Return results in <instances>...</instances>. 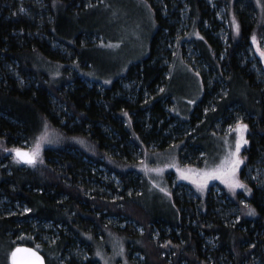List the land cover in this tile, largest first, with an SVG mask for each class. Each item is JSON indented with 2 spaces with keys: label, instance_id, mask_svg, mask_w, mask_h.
<instances>
[{
  "label": "trees",
  "instance_id": "1",
  "mask_svg": "<svg viewBox=\"0 0 264 264\" xmlns=\"http://www.w3.org/2000/svg\"><path fill=\"white\" fill-rule=\"evenodd\" d=\"M147 1L157 25L148 57L101 89L81 71L99 31L78 18L104 0H0V264L19 245L47 263H100L109 234L127 239V264H264V66L251 60L264 18L253 0ZM177 52L204 85L188 121L172 115L167 92ZM239 121L250 127L241 178L251 196L211 189L202 204L175 189L179 219L151 214L146 154L181 143L182 163L201 165L203 136ZM47 132L65 143L20 164L14 150L36 148Z\"/></svg>",
  "mask_w": 264,
  "mask_h": 264
},
{
  "label": "rangeland",
  "instance_id": "2",
  "mask_svg": "<svg viewBox=\"0 0 264 264\" xmlns=\"http://www.w3.org/2000/svg\"><path fill=\"white\" fill-rule=\"evenodd\" d=\"M253 1L260 16L264 18L263 0ZM78 19L87 28L99 31L96 35L100 38L92 39L93 42L97 41L99 44L82 51V56L88 59L90 64L87 69L81 71L84 78L93 84H98L97 86L101 89H103V85H111L118 77L126 75L132 64L141 62L148 57L151 40L157 32L154 13L147 0H104L103 6L93 8ZM232 27L235 33H239L240 29L239 26L237 28L236 22H233ZM183 43L189 51L187 58L192 59L199 55L189 40H185ZM261 50H264V36L257 39L255 43L253 42L251 57V60L259 59L264 66V56L260 55ZM67 71L70 76L74 73L72 67H69ZM167 92L173 100L171 113L181 121L190 119L204 97V85L200 74L195 73L183 62L179 52L175 55L168 74ZM237 125H247V128L237 131ZM249 132V125L244 121H239L236 125L224 129L222 134L204 135L201 140L204 161L201 165L182 163L180 154L184 144L181 143L174 144L165 151L146 154L140 164L145 185L142 204L153 215H166L175 220L179 219L173 205L175 189L192 193L202 204L206 202L211 189L218 192L219 196L228 193L234 198L242 195L249 198L252 190L241 178L246 162L245 151L250 146ZM245 140L247 143L243 142ZM238 141H240V150L237 155L241 163L236 168L235 176L245 185V188H230L225 183V178L219 175L205 181L202 176L196 174L221 165L226 166L225 158H231V154L236 152ZM64 143L65 140L60 135L47 132L39 144L35 159H42L43 151L49 144L57 147ZM26 149L31 154L37 152V147L26 146ZM1 160L0 158V164H2ZM182 172L189 178H184ZM105 178L107 179V177ZM241 203L247 206L246 200H242ZM3 204L5 202L1 200L0 206ZM114 224L119 227L121 225L117 222ZM122 226L124 227L125 224ZM47 228L50 229L49 226ZM44 236L42 235V238ZM24 238L26 236L21 233L17 236V240L21 242ZM42 242L44 241H37L35 246L40 247ZM126 244V238L114 237L109 234L104 243L105 250L96 249L95 260L100 262L96 264H127ZM36 249L43 253L41 249ZM48 264H52V261H49Z\"/></svg>",
  "mask_w": 264,
  "mask_h": 264
},
{
  "label": "snow or ice",
  "instance_id": "3",
  "mask_svg": "<svg viewBox=\"0 0 264 264\" xmlns=\"http://www.w3.org/2000/svg\"><path fill=\"white\" fill-rule=\"evenodd\" d=\"M238 28V25H237ZM253 42H256L255 36H253ZM260 55L264 56V50L260 51ZM247 125H237V131H241L242 129H246ZM242 139V138H241ZM244 143H247V141H243ZM37 152H34L31 156H29L28 153H22L21 150L16 149V152L18 155L22 157H27V162L28 163H34L35 162V156L38 154V149H39V143H37ZM240 150V141L237 142L236 145V152L231 154L230 157H226V166L221 165L218 166L217 168H214L209 171H204V172H198L196 173L198 176H202L203 179L206 181L207 179L212 178L213 176H221L222 178H225V183L229 185L230 188H245V185L236 178L235 176V171L236 168L239 166L241 163V160L238 158V153ZM159 171V170H155ZM179 171V169H178ZM184 178H189L188 175H185L183 172L181 173ZM196 182V181H194ZM250 191V190H249ZM250 214H255V210H251ZM24 253L26 255L20 257L18 254ZM11 258H12V264H43L42 258L37 254V252L33 251L32 249L28 248H16L12 253H11Z\"/></svg>",
  "mask_w": 264,
  "mask_h": 264
},
{
  "label": "water",
  "instance_id": "4",
  "mask_svg": "<svg viewBox=\"0 0 264 264\" xmlns=\"http://www.w3.org/2000/svg\"><path fill=\"white\" fill-rule=\"evenodd\" d=\"M19 150H21V152L22 153H28L29 154V156H31L32 154L30 153V151L29 150H27V149H19ZM15 157L17 158V160L20 162V163H22L23 165H32V164H34V163H28L27 162V157H22V156H20V155H18L17 154V152H15ZM35 161H36V159H35ZM28 248V249H32L33 251H35V252H37V254L42 258V260H43V264H48L47 263V260H46V258L44 257V255L41 253V252H39L37 249H35V248H33V247H30V246H25V245H19V246H17L16 248ZM15 248V249H16ZM14 249V250H15ZM13 250V251H14ZM12 251V252H13ZM24 255H26V254H24V253H20V254H18V256H20V257H22V256H24ZM10 262H11V264H12V258H11V256H10Z\"/></svg>",
  "mask_w": 264,
  "mask_h": 264
}]
</instances>
